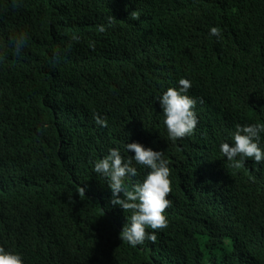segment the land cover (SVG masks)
<instances>
[{"label":"trees","instance_id":"trees-1","mask_svg":"<svg viewBox=\"0 0 264 264\" xmlns=\"http://www.w3.org/2000/svg\"><path fill=\"white\" fill-rule=\"evenodd\" d=\"M3 53L0 247L23 264H264V162L218 151L234 125L264 121V0H0ZM180 78L198 123L169 141L155 98ZM132 142L168 160L171 201L135 247L92 172Z\"/></svg>","mask_w":264,"mask_h":264},{"label":"clouds","instance_id":"clouds-1","mask_svg":"<svg viewBox=\"0 0 264 264\" xmlns=\"http://www.w3.org/2000/svg\"><path fill=\"white\" fill-rule=\"evenodd\" d=\"M15 5L16 0H13ZM110 21L111 18L107 24L97 25L96 30L103 33ZM208 34L219 38L220 31L210 27ZM27 43V33L19 31L9 37L8 47L20 55ZM5 54H0V57ZM190 86L188 79L180 78L175 87L167 88L155 98L169 141L190 135L198 123L194 111L197 100L187 95ZM95 123L106 126L103 118H96ZM262 136L264 121L236 124L229 133L230 142H221L218 151L227 161L233 162V166H242L247 158L260 164L264 162V148L260 146ZM129 152L131 156L127 155ZM138 168L144 170L142 179H134L138 176ZM92 172L105 180L110 190V204L129 212L119 234L120 240L135 247L145 239H155V233L146 232V228L155 230L167 226L164 211L171 203L166 198L170 192V180L168 160L162 152L136 142L124 143L123 150L110 148L106 155L94 160ZM79 191L81 195L84 194L83 188H79ZM0 264H23V259L19 253L0 247Z\"/></svg>","mask_w":264,"mask_h":264}]
</instances>
